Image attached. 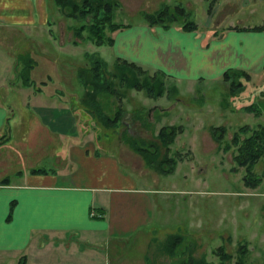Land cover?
<instances>
[{
    "label": "crops",
    "instance_id": "0c3cea01",
    "mask_svg": "<svg viewBox=\"0 0 264 264\" xmlns=\"http://www.w3.org/2000/svg\"><path fill=\"white\" fill-rule=\"evenodd\" d=\"M120 1L124 12L139 14L143 20L123 22L126 25L113 32L112 43L105 45L116 51L112 60L118 56L159 69L172 82L175 75L194 79L204 74L221 80L227 68L243 71L245 76L237 79L246 78L254 85L264 79V0H202L208 15L204 27L197 22L194 30L177 24L149 25L143 17V12L154 11L162 3L178 5L182 0L175 4L168 3L171 0ZM183 1L184 9L199 2ZM238 11L237 20L221 24ZM251 17L257 21L249 23ZM61 22L72 43L73 21L59 12L53 0H0V26L12 27L13 33L23 37L35 35L38 24H46L49 35L62 32ZM55 56L48 60L55 61ZM76 70L70 78L78 82ZM60 79L65 80L62 75ZM19 81L23 88L31 87ZM259 85L255 89L257 101L252 103L261 110L254 117L264 119V84ZM81 88L79 98L84 93L83 85ZM36 89L42 91L39 86ZM69 89L77 91L76 85ZM61 92L64 102L49 107L48 118H41L38 112L30 118H18L0 99V264L7 259L11 262L4 264H96L102 258L103 264H112L102 242L137 232L151 220L149 194L160 188L133 184L131 174L145 180L149 176L141 155L121 140L123 137L101 152L100 138L87 134L90 127L80 128L72 109L63 111L67 96ZM55 94L51 91L48 96ZM44 107L39 104L36 108L43 111ZM258 123L264 124V120ZM67 134L74 138L65 149L62 143ZM46 150L55 157L54 163H59L56 167L40 163L49 155ZM258 165L264 168V157Z\"/></svg>",
    "mask_w": 264,
    "mask_h": 264
},
{
    "label": "rangeland",
    "instance_id": "374dc122",
    "mask_svg": "<svg viewBox=\"0 0 264 264\" xmlns=\"http://www.w3.org/2000/svg\"><path fill=\"white\" fill-rule=\"evenodd\" d=\"M176 2L171 0L168 3ZM179 4L185 5L183 0ZM195 4L186 6L185 12L190 19L200 24L199 27H204L203 21L208 15L206 7L202 0ZM240 13H231V17L223 19L221 24L234 22ZM115 20L134 24L143 18L139 14L124 12L121 8ZM254 20L257 21V18L251 17L248 22L253 23ZM59 24L62 32L54 31L50 34L53 38L47 34L46 24H38L35 35L25 34V37L13 33L15 30L12 27L0 26V99L6 108L14 109V116L27 118L38 112L41 118L50 117L49 107H59L64 102L63 91L67 96L63 111L72 109L78 126L90 127L87 134L92 138H100L102 143L98 148L101 152L109 149V143L113 144L116 138H122L120 133L123 130L148 140L154 137L158 126L162 124L182 128L170 145L168 156L174 158V164H169L173 167L170 173L161 174L145 163L149 168L147 180L136 173L131 174L134 185L156 186L160 189L149 194L151 220L145 227L102 242L101 246L112 264H175L178 257H186L189 251L216 263L218 258L212 253L213 248L224 245L233 251L237 243L243 241H247L251 249L247 264H264V168L255 164L253 173L247 175L252 183L245 184L242 177L244 168L234 166L232 152H224L217 147L208 130L210 125L225 124L228 127L226 137L229 138L238 125L263 122V118L254 117V113L245 111L242 106L257 101L255 89L259 84H264V79L256 85L252 81L246 82V78L241 79L243 84L231 93L227 91L226 83L217 77L203 74L202 78L188 79L183 75H175L172 80L178 91L172 90L169 96L163 94L158 97L146 96L142 91L122 86V90H119L121 100L115 95H107L108 100L104 101L103 107L107 114H111L117 105L123 107L125 113L121 122L115 127H103L94 111L87 112L77 96L81 95L83 84L70 77L75 69L86 64L89 55H100L111 63L112 53L114 56L116 51L112 46L111 52L107 46H97L90 41L74 45L68 41L71 40L69 30L64 27V23ZM60 39H63L61 44ZM25 54L35 62L28 70L25 66L27 59L20 58ZM54 54L58 57L55 56L53 62L49 61L48 58L51 59L50 56ZM23 75L32 81L31 87L23 88L20 85L19 80ZM61 75L66 83L65 80L61 82ZM244 82L249 86L245 87ZM72 85H76V92L69 89ZM38 86L42 91L36 89ZM51 91L56 92L53 97L48 96ZM261 102L264 116V101ZM39 104L46 106L45 113L41 114L44 110L36 108ZM141 108L147 110L148 120L151 121L146 125L131 114L135 110L141 111ZM73 138L70 135L64 137L62 145L65 149H68ZM59 147L60 144L55 145V149ZM47 152L49 155L40 163L45 167H56L59 163H54L55 157H50V151ZM26 153L23 152L24 155ZM135 164L133 159L132 165ZM171 233H179L182 237L176 246V253L172 255L163 248L165 238ZM96 264H103V258Z\"/></svg>",
    "mask_w": 264,
    "mask_h": 264
},
{
    "label": "trees",
    "instance_id": "16d2710c",
    "mask_svg": "<svg viewBox=\"0 0 264 264\" xmlns=\"http://www.w3.org/2000/svg\"><path fill=\"white\" fill-rule=\"evenodd\" d=\"M53 2L59 12L73 21L70 24L73 44L90 41L97 46L109 45L113 41V32L126 25V23L115 20L116 13L122 8L120 0H53ZM143 17L149 25L160 24L168 27L177 24L186 30H194L197 25L195 20L190 19L186 14L184 7L180 5L164 4L154 11L143 12ZM27 54L20 56V58L27 59L26 70L32 68L35 63L33 58ZM89 57L85 66L81 65L76 70L79 82L84 87V93L80 99L86 111L92 113L94 111L98 120L106 127L118 126L125 113L124 108L119 105L111 114H107L103 109L104 101L108 100L107 95H115L121 100L119 90H122V86L142 91L146 96L152 97L163 94L169 96L172 90L178 91L176 84L168 82V75L159 69L118 56L111 63H108L100 55L91 54ZM239 75L245 76V73L234 68H227L222 72L221 80L226 83L228 92L232 93L243 84V81L237 79ZM22 80L26 84L32 82L25 75L22 76ZM99 97L103 100H100ZM243 109L254 112V114L260 113L261 110L254 103L243 106ZM131 114L141 124L146 125L151 122L148 120L147 110L143 108L141 111L135 110ZM181 130L180 126L162 124L154 133V137L148 140L129 134L126 130H123L126 133L123 131L121 133H123L122 139H125L124 141L133 150L142 155L147 166L161 174H168L173 170L169 164H174V158L168 156L170 145L177 132ZM208 130L216 141L217 147H220L224 152H232L234 166L244 168L242 177L245 184L252 183L247 175L253 173V166L261 162L264 157V124L243 123L233 129L229 138L226 137L228 127L225 124L210 125ZM181 240L182 237L179 233L169 234L163 243L164 251L170 255L176 253V246L180 244ZM250 251L247 241L238 242L233 251L226 249L224 245H218L212 249V253L218 258L216 263L207 260L204 256H195L192 251H189L186 257H178L175 264H247Z\"/></svg>",
    "mask_w": 264,
    "mask_h": 264
}]
</instances>
